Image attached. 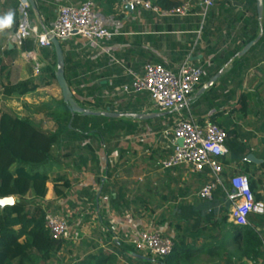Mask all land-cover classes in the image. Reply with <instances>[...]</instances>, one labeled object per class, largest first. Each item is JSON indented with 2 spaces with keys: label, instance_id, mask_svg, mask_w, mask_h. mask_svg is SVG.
<instances>
[{
  "label": "crops",
  "instance_id": "crops-1",
  "mask_svg": "<svg viewBox=\"0 0 264 264\" xmlns=\"http://www.w3.org/2000/svg\"><path fill=\"white\" fill-rule=\"evenodd\" d=\"M83 1L33 0L35 8L30 7V24L38 30L50 28L59 7H77ZM149 1L155 5L157 0ZM174 1L180 5L184 0ZM248 1L219 0L203 20L198 10L186 17H169L142 9L131 12L124 0H93L96 14L113 35L112 39L101 46L79 37L59 41L64 78L74 100L87 111L119 115L112 123H99L100 128L108 130L103 137L90 134L83 140L70 135L64 138L54 147V160L44 170L50 182L46 185L43 204L51 211L67 215L85 243L89 247L93 245L91 249L116 252L112 248L113 240L105 235L107 222L111 233H120L121 241L140 229L154 230L176 240L186 228H209L208 224L217 221L226 206L229 215L230 205L226 199L207 203L197 197L208 181L207 170L191 174L184 167L162 171L157 166L169 155L159 134L179 118L192 119L199 124L213 123L230 133V141L240 142L244 146L243 156L251 159L230 162L229 152L240 155L241 150L232 148L231 144L230 148L225 146L227 155L221 160L224 177L228 179L246 171L257 183L256 193L264 197V28L261 27L264 7L254 44L240 55L250 35L244 29L252 13L247 7ZM16 3L17 0H0V18L8 13L13 16L11 26L0 29V92L2 85L27 80L32 81L36 90L22 97L0 94V107L29 119L43 131L53 132L54 123L46 112L34 113L33 110L40 104L62 99L56 81L44 71L55 63V54L53 49H35L27 41L30 43L28 51L36 53L38 73L34 72V63L22 59L21 50L10 41L18 21ZM234 52L237 54L232 58ZM235 59L238 69L232 70ZM185 61L202 67L205 74L186 106L176 111L159 113L151 109L147 94L126 96L119 91L141 76L146 65L161 66L175 73ZM215 70H219L220 77L198 94L218 74L207 81ZM152 114L164 115L145 120L134 117ZM81 157L86 164L79 160ZM56 178L70 183V188L63 190L65 197L54 194L51 181ZM116 195L128 203L127 211L115 209L117 206L110 197L116 199ZM25 198L30 200V194ZM13 199L15 203L16 198ZM261 202L264 204V200ZM151 204L162 206L159 217L163 226L155 228L152 220L156 214L150 217L142 207ZM178 226L182 230H178ZM257 231L262 233L264 243V225ZM193 240L197 248L192 258L194 263L206 256L200 252L209 241L205 242L202 237ZM129 259V264H140L135 256ZM237 262L254 264L246 259Z\"/></svg>",
  "mask_w": 264,
  "mask_h": 264
},
{
  "label": "trees",
  "instance_id": "trees-1",
  "mask_svg": "<svg viewBox=\"0 0 264 264\" xmlns=\"http://www.w3.org/2000/svg\"><path fill=\"white\" fill-rule=\"evenodd\" d=\"M255 4L256 0L247 2V7L252 13L244 26V29L250 33L244 45L254 41L259 32ZM155 5L162 10H171L178 7L179 3L174 0H157ZM263 23L261 24L262 28H264ZM29 48L30 43H25L23 50L28 51ZM236 54L237 52H234L231 57H235ZM55 65L56 63L52 67L47 66L44 69L53 80H55ZM237 69L238 60L235 59L232 70ZM218 72L219 70L213 71L207 81ZM1 88L0 94L4 97H22L36 90V86L32 84L31 80L13 85H2ZM76 103L78 104V102ZM78 105L83 107L80 103ZM42 111L46 112L45 115L53 121L55 131H43L29 119L20 118L0 107V199L16 198V202L12 206L0 208V264L47 262L67 245V242L53 241L44 227L45 214L51 211L43 204L47 194L46 185L50 180L47 173L41 170V167L54 160L52 157L54 147L59 145L67 136L76 137L78 140L86 139L90 134L103 137L108 134V130L105 127L104 129L100 128L99 123L104 121L112 123L114 120L101 116L83 117L75 114L73 120L70 121L71 113L62 99L40 104L35 106L33 110L34 113H41ZM229 138L230 133H227L225 146L230 148L229 145L231 144L232 148L235 146L237 150H241V154L235 155L234 152H229L228 161H242L246 158L243 156L244 146L236 140L230 141ZM86 149L92 152L89 147ZM79 160L86 164L84 158L81 157ZM243 174L248 177L255 201H263L264 197L256 193L257 183L251 180L246 171ZM51 183L54 194L57 197H65L63 190H68L70 183L63 178L53 179ZM59 183H61L60 186H58ZM27 194H30V200L25 198ZM121 197L120 195L118 197L116 195V199L110 197V201L117 206L115 209L120 208L124 212L127 211L128 203ZM212 199L223 201L225 194L219 188L214 192ZM227 209L228 206L217 221L213 220L208 224V226L210 225L209 228L205 226L195 230L186 228L180 237L172 240L173 251L167 257L144 258L137 254L132 246L118 239L112 244V248H115L116 252L106 253L104 250L95 247L91 249L93 246L91 245L89 247L91 251L83 253L84 255L75 259L73 264H117L120 258L130 262V256L137 257L140 264H192L193 255L197 252L193 239L196 241L198 237H202L205 242L209 241L202 246L200 252L209 258L219 259L226 264L241 259H246L254 264L263 263V235L257 229L263 227L264 215L250 214L247 218L249 225L239 227L227 223ZM52 212L67 216L62 212L53 210ZM105 227L107 228L105 232L107 239H113V235L119 236L120 233L118 232L112 231L111 233L109 222L105 224ZM178 230H182L180 226H178ZM230 247L234 249L233 252L228 250Z\"/></svg>",
  "mask_w": 264,
  "mask_h": 264
},
{
  "label": "built area",
  "instance_id": "built-area-1",
  "mask_svg": "<svg viewBox=\"0 0 264 264\" xmlns=\"http://www.w3.org/2000/svg\"><path fill=\"white\" fill-rule=\"evenodd\" d=\"M219 0H184L178 7L162 10L149 0H124L129 11L138 9L160 16L186 17L198 10L204 20ZM18 21L15 32L10 36L11 43L21 50V57L26 62L34 63V72L38 73L36 53L23 50L24 44L31 42L35 49H53L51 40L58 42L72 37H79L90 44L101 46L112 39V34L105 28L96 14L93 0H84L77 7L61 6L50 28L38 30L29 21L30 4L28 0H17ZM202 67L183 62L175 73L161 66L146 65L141 76L123 86L119 91L126 96L147 94L151 109L159 113L176 111L186 106L188 98L195 92L204 77ZM227 133L217 125L204 122L199 124L192 119H181L166 126L159 134L164 149L169 155L158 162L162 171L184 167L191 174L208 172V181L197 193L200 200L211 202L213 194L221 189L226 202L230 205L228 221L235 226H248V216L264 215V204L255 201L245 174H233L225 184L224 168L221 159L227 155L225 140ZM248 162V159H243ZM44 227L53 241L77 242L82 235L69 222L67 216L52 211L46 212ZM119 236L113 235V241ZM123 242L132 246L134 251L144 258H163L173 251V241L157 231L140 229L131 232Z\"/></svg>",
  "mask_w": 264,
  "mask_h": 264
},
{
  "label": "water",
  "instance_id": "water-1",
  "mask_svg": "<svg viewBox=\"0 0 264 264\" xmlns=\"http://www.w3.org/2000/svg\"><path fill=\"white\" fill-rule=\"evenodd\" d=\"M30 7L32 9L35 8L34 6V2L33 0H28ZM255 8H256V15H257V19L258 21H261L262 19V12H263V0H256V4H255ZM51 44H52V48L55 54V63H56V71L54 74L55 77V81L57 83V86L60 90L61 93V98L62 101L68 106L69 112L71 113V120H73L74 115L75 114H79L82 115L83 117H104V118H108V119H117L119 117V115L117 114H113L110 113L108 111L103 112V113H94L91 111H87L84 108H81L76 101L73 99L72 94L67 86L66 80L64 78V60H63V55H62V51L59 45V42L55 39L51 40ZM254 44V42H250L248 43L245 48L240 52V55L245 54ZM221 73L216 74L213 78H211L206 85L200 89L199 93H203L204 91H206L208 88H210L216 81L217 79L220 77ZM161 115L164 114H152L149 116H140V115H136L134 116L136 119L138 120H145V119H153V118H157ZM248 159H251L250 157ZM14 204V199L13 197H7V198H2L0 199V208H3L5 206H12Z\"/></svg>",
  "mask_w": 264,
  "mask_h": 264
},
{
  "label": "rangeland",
  "instance_id": "rangeland-1",
  "mask_svg": "<svg viewBox=\"0 0 264 264\" xmlns=\"http://www.w3.org/2000/svg\"><path fill=\"white\" fill-rule=\"evenodd\" d=\"M45 127L49 128V126H45ZM48 165L41 167V170L48 169L49 168ZM224 180H225V184H226L228 179L224 177ZM142 207L146 208V210H147L146 212L148 214H150V217L152 215L156 214L154 220H152V222H153L152 224H153V226H155V228L160 227L163 223V221H161L160 217H159V212L161 213V211H162L161 207L162 206L159 204H151L149 206H142ZM227 223H230V222L227 220ZM188 230H192V229L189 227ZM97 246H99V245L97 244ZM229 250H231V252L234 251L233 248H231ZM87 252H89V245L86 244L85 239L82 238L80 241H77V242H67V245H65L56 255L52 256V258L49 261H47V262L38 261L34 264H73V263H75V259H77L78 257H81L82 255H84L83 253H87ZM104 252L110 253L111 251L105 250ZM210 263L226 264L224 262H221V260H219V259H216V258L211 259L207 256L200 257V259H198V261H195L192 264H210ZM237 263L238 262L236 260H233L231 262V264H237ZM117 264H129V263L126 262L124 259L120 258V260L117 262Z\"/></svg>",
  "mask_w": 264,
  "mask_h": 264
},
{
  "label": "clouds",
  "instance_id": "clouds-1",
  "mask_svg": "<svg viewBox=\"0 0 264 264\" xmlns=\"http://www.w3.org/2000/svg\"><path fill=\"white\" fill-rule=\"evenodd\" d=\"M13 22V16L8 13L5 17L0 18V29L10 27Z\"/></svg>",
  "mask_w": 264,
  "mask_h": 264
}]
</instances>
